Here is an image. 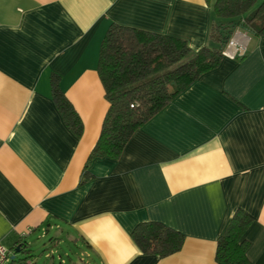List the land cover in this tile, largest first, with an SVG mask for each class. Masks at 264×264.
<instances>
[{"label": "crops", "instance_id": "1", "mask_svg": "<svg viewBox=\"0 0 264 264\" xmlns=\"http://www.w3.org/2000/svg\"><path fill=\"white\" fill-rule=\"evenodd\" d=\"M215 1L0 0L4 247L45 228L65 234L90 264H216L217 240L242 210L252 218L248 259L264 264V34L251 26L234 31L219 66L139 128L117 161L87 166L109 108L97 72L109 26L198 51L210 44ZM53 74L80 138L52 100ZM146 222L181 233V249L143 255L131 233Z\"/></svg>", "mask_w": 264, "mask_h": 264}, {"label": "trees", "instance_id": "2", "mask_svg": "<svg viewBox=\"0 0 264 264\" xmlns=\"http://www.w3.org/2000/svg\"><path fill=\"white\" fill-rule=\"evenodd\" d=\"M212 11L210 44L198 51H192L186 41L175 37L117 24L109 26L97 64L109 108L87 166L96 158L117 161L139 128L201 76L219 66L240 25L251 26L256 36L264 34V19L258 26L254 23L264 17V0H216ZM50 85L64 125L80 138L82 123L61 91L59 76L51 75ZM251 224L247 213L235 211L217 240L216 264H251L246 238ZM131 238L143 255L161 258L178 252L184 242L181 233L157 222L138 224ZM17 248L20 253L30 252L27 243L18 242L14 250Z\"/></svg>", "mask_w": 264, "mask_h": 264}, {"label": "rangeland", "instance_id": "3", "mask_svg": "<svg viewBox=\"0 0 264 264\" xmlns=\"http://www.w3.org/2000/svg\"><path fill=\"white\" fill-rule=\"evenodd\" d=\"M262 19L264 17L254 23L258 24ZM61 235L57 229L48 231L45 228L39 229L26 240L30 252L16 254L15 262L12 261L10 264H27L28 261L31 264H90L87 257L81 254V247L67 240L65 234ZM14 254L15 250L10 251V258Z\"/></svg>", "mask_w": 264, "mask_h": 264}, {"label": "built area", "instance_id": "4", "mask_svg": "<svg viewBox=\"0 0 264 264\" xmlns=\"http://www.w3.org/2000/svg\"><path fill=\"white\" fill-rule=\"evenodd\" d=\"M233 45H234V43L231 41L228 44V46H233ZM12 261H13L12 258H10V250L7 249L6 247H4L0 242V264H10V263H12ZM27 264H28V262H27Z\"/></svg>", "mask_w": 264, "mask_h": 264}, {"label": "water", "instance_id": "5", "mask_svg": "<svg viewBox=\"0 0 264 264\" xmlns=\"http://www.w3.org/2000/svg\"><path fill=\"white\" fill-rule=\"evenodd\" d=\"M18 253H20V250H19V248H17V249L15 250V255L12 257V260H14V259H15V257H16V254H18Z\"/></svg>", "mask_w": 264, "mask_h": 264}]
</instances>
